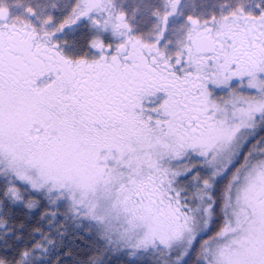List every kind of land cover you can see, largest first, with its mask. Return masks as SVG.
Instances as JSON below:
<instances>
[{
  "label": "snow or ice",
  "instance_id": "snow-or-ice-1",
  "mask_svg": "<svg viewBox=\"0 0 264 264\" xmlns=\"http://www.w3.org/2000/svg\"><path fill=\"white\" fill-rule=\"evenodd\" d=\"M261 132L264 0H0V264H264Z\"/></svg>",
  "mask_w": 264,
  "mask_h": 264
},
{
  "label": "trees",
  "instance_id": "trees-1",
  "mask_svg": "<svg viewBox=\"0 0 264 264\" xmlns=\"http://www.w3.org/2000/svg\"><path fill=\"white\" fill-rule=\"evenodd\" d=\"M40 210V211H39ZM36 211L35 217L29 222L28 228L24 233L17 232L18 236H22L23 243L13 244L12 240L8 241L9 248L6 249L2 243H0V256L6 258L7 260L11 261L15 258H18V253L20 251L27 249H31V247L35 243H42V236L39 233L34 234L31 238H29L28 233L32 232L35 228L42 229L43 233L48 235L50 231L52 235L50 238H55L54 232L55 229H49L48 221H39V214L43 211L41 208ZM65 211L59 210L58 212V223L56 224L57 228L61 230L63 228L68 229V239H74L76 242L71 245V247L67 250H61L59 257L53 256L50 257L52 259L53 264H56V260L60 259L63 264H87V261L90 258H96L103 261V264H130L132 259H139V258H130L122 253H113L106 250L105 242L97 237L95 231H89L88 225L85 223L81 227L77 228L71 220H65L64 217ZM23 219L22 216L16 215L15 218L5 219L8 222L10 228L18 227L19 223ZM2 231V230H0ZM74 233V235H73ZM207 238V237H205ZM45 247H50L45 245ZM71 252V258H68L67 252ZM36 255L39 257V251L36 252ZM49 257H45L48 259Z\"/></svg>",
  "mask_w": 264,
  "mask_h": 264
},
{
  "label": "rangeland",
  "instance_id": "rangeland-1",
  "mask_svg": "<svg viewBox=\"0 0 264 264\" xmlns=\"http://www.w3.org/2000/svg\"><path fill=\"white\" fill-rule=\"evenodd\" d=\"M53 2H56V0H53ZM59 2H64V0H59ZM72 2L74 3L75 2V0H72ZM222 94V93H221ZM260 135H264V132H261L260 133ZM178 167H183V165H178ZM196 171H200V174H201V176H204V173L199 169V168H197L196 169ZM192 175H195V171L193 172V174ZM188 179L190 180L191 179V176H189L188 177ZM213 195H215V193H213ZM37 199H39V197H36ZM41 203H43V201L41 202ZM43 209V211L45 210L44 208H41V210ZM39 209H37L36 211H38ZM50 210H52V211H57L56 209H50ZM59 210H64V211H66V209L64 208V207H61ZM59 210H58V212H59ZM40 211V210H39ZM7 218V215H5V217H4V219H6ZM0 253L1 254H3V252L2 251H0ZM1 257V256H0Z\"/></svg>",
  "mask_w": 264,
  "mask_h": 264
}]
</instances>
